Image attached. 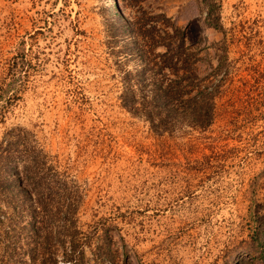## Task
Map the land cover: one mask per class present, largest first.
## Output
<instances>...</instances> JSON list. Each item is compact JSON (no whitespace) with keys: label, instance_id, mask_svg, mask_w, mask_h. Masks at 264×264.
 Returning <instances> with one entry per match:
<instances>
[{"label":"rangeland","instance_id":"374dc122","mask_svg":"<svg viewBox=\"0 0 264 264\" xmlns=\"http://www.w3.org/2000/svg\"><path fill=\"white\" fill-rule=\"evenodd\" d=\"M218 1L223 30L202 0H0V264H264V0ZM154 27L209 126L124 106Z\"/></svg>","mask_w":264,"mask_h":264},{"label":"trees","instance_id":"16d2710c","mask_svg":"<svg viewBox=\"0 0 264 264\" xmlns=\"http://www.w3.org/2000/svg\"><path fill=\"white\" fill-rule=\"evenodd\" d=\"M202 4L206 9L207 24L223 30L221 3L202 0ZM153 30L154 35L144 44L145 49L149 44L154 45L151 51H144L149 56L148 63L142 71L130 74L131 85L123 97L124 106L133 115L144 116L157 130L166 131L184 121L195 126H209L215 119L217 89H210L200 78L197 54L187 47L184 31L172 27V33L162 35L156 27ZM158 47L164 48V52L155 54ZM23 180H20L21 186H24ZM37 207L39 209V203ZM262 229L264 225L259 223V231ZM69 264H76L74 257H70Z\"/></svg>","mask_w":264,"mask_h":264}]
</instances>
